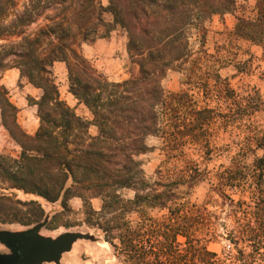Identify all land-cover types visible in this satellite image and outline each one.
Listing matches in <instances>:
<instances>
[{
  "label": "trees",
  "instance_id": "1",
  "mask_svg": "<svg viewBox=\"0 0 264 264\" xmlns=\"http://www.w3.org/2000/svg\"><path fill=\"white\" fill-rule=\"evenodd\" d=\"M237 9L238 0H108L107 6L100 0H25L21 5L18 0H0V70L18 69L41 91L33 100L39 125L30 135L18 123L19 109L10 101L8 89L0 84L1 125L20 147L16 157L0 155V223L41 222L44 209L37 198L60 201L64 210L71 199L79 198L86 222L104 233L126 264H165L156 255L151 259L153 250L139 241V230L130 226L127 215L147 208L168 209L165 241L181 232L187 249L197 257L195 264H226L204 245L190 241L196 229L213 230L212 214L204 207L179 203L176 182L149 183L139 156L149 151L147 138L161 131L158 109L168 114L174 102L189 100L187 93L167 96L161 82L171 69L185 70L189 81L196 77L190 30L200 34L203 48L205 24ZM253 11L252 18L236 17L232 34L262 46L264 52V0H256ZM104 13L112 20L106 21ZM117 27L126 33L129 61L137 71L114 82L93 66L81 46L109 36ZM200 54L201 59L213 58L203 49ZM56 62L65 64L68 91L88 109L91 120L61 98L51 70ZM215 76L217 95L231 99L241 114L264 111V99L256 89L240 100ZM91 125L96 135L89 134ZM173 126L185 133L178 121ZM244 127L243 155L264 151V131L254 123ZM225 186L248 191L251 200L234 201L221 191ZM123 189L133 190L134 198L125 200ZM215 189L229 200L235 217L236 228L226 232L237 246L232 264H264V154L250 164L235 160L220 173ZM17 191L33 197L19 199ZM94 198L101 200L100 211L92 207ZM166 248L170 262L175 246ZM190 262L184 259L182 264Z\"/></svg>",
  "mask_w": 264,
  "mask_h": 264
},
{
  "label": "rangeland",
  "instance_id": "2",
  "mask_svg": "<svg viewBox=\"0 0 264 264\" xmlns=\"http://www.w3.org/2000/svg\"><path fill=\"white\" fill-rule=\"evenodd\" d=\"M18 1L21 5L25 0ZM100 1L103 6L108 5V0ZM255 2L256 0H238L235 13L213 16L205 24L203 48L200 34L194 29L190 30L189 42L193 52L192 59L196 60V77L189 81L185 70L171 69L161 82L167 96L172 93H187L189 100L180 104L174 102L175 108L168 114L163 109H158L161 131L147 138L149 151L139 156L149 183L154 185L155 182H176L180 194L179 203L204 207L212 214L213 230L208 232L205 229H196L192 232L190 241L196 245H204L208 251L216 254L220 262L226 264L234 263L237 255V246L226 233L227 230L235 229L236 223L229 200L222 197L215 186L218 185L220 173L230 168L235 160L250 164L255 156L264 154L263 150L257 149L243 155L240 146L247 133L244 125L254 123L264 131V111L253 116L241 114L231 99L224 101L217 95L215 75H219L240 100L253 89L264 99L263 48L232 34L237 16H254ZM103 18L106 21L112 20L109 13H104ZM126 43V33L117 27L107 37L83 43L81 49L83 55L109 81L119 82L128 79L137 71L129 61ZM202 49L213 58L201 59ZM189 65H193V62L187 64ZM51 70L61 98L78 115L91 120L88 109L68 91L65 64L56 62ZM0 84L5 85L10 101L19 109L17 120L21 128L33 135L39 125L33 100L39 98L41 91L29 84L25 77H21L19 70L15 68L0 70ZM204 109H210L214 113L196 115L195 111ZM177 115L178 120H175ZM204 117L206 118L202 121ZM176 121L179 122V129L181 125L186 127L185 133H179L173 126ZM96 133V127L91 125L89 134ZM19 152L20 147L8 136L0 121V155L16 157ZM157 188L162 189L160 186ZM221 191L234 201L251 200L248 191L229 186L221 187ZM16 193L22 200L33 197L20 191ZM120 194L125 200H132L135 193L131 189H123ZM37 199L44 209L39 236L56 240L71 233L79 235L70 249L61 254L57 261H44L40 264H126L124 258L105 239L104 233L86 222L79 198L70 200L68 210L62 208L60 201L49 203ZM91 204L95 211H100L99 198L92 199ZM127 220L132 228L139 230V241L143 239L147 249L153 250L151 259L156 255L160 261H166L165 264H182L184 259L195 264L197 257L187 249L186 238L181 232L164 240L169 222L168 209L147 208L141 214L130 213ZM35 225L0 223V232L26 231ZM167 243L169 247L170 244L175 246L174 258L170 262H167ZM5 253L10 251L0 242V254Z\"/></svg>",
  "mask_w": 264,
  "mask_h": 264
},
{
  "label": "water",
  "instance_id": "3",
  "mask_svg": "<svg viewBox=\"0 0 264 264\" xmlns=\"http://www.w3.org/2000/svg\"><path fill=\"white\" fill-rule=\"evenodd\" d=\"M41 223L20 232L1 231L0 242L10 253L0 254V264H40L44 261L58 260L68 251L79 236L71 233L56 240L38 235Z\"/></svg>",
  "mask_w": 264,
  "mask_h": 264
}]
</instances>
